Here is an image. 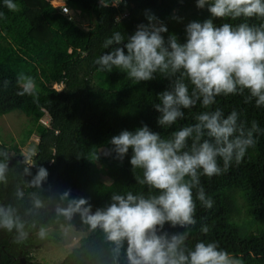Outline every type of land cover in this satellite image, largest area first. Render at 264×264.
<instances>
[{"label":"trees","instance_id":"obj_1","mask_svg":"<svg viewBox=\"0 0 264 264\" xmlns=\"http://www.w3.org/2000/svg\"><path fill=\"white\" fill-rule=\"evenodd\" d=\"M49 1L13 0L19 10L10 11L0 0V116L19 111L29 120L25 137L30 133L37 137L30 165L10 158L0 141V163L7 164L1 206L15 209L24 230L31 233L29 237L42 227L49 230L36 242H57L61 228L82 232L59 264H127L126 243L116 256L101 229L91 230L79 214L68 219L57 209L67 207L73 198H86L95 212L106 208L113 194L131 191L147 196V187L135 178V174H142L139 170L133 173L131 149L123 162L114 158L115 153L104 155L112 147L111 138L143 125L162 138H170L173 131L194 124L195 116L206 109L199 103L185 109L184 119L165 129L158 125L161 114L154 104L160 102L161 92L171 89L169 79L154 74V79L136 84L119 69L98 71L94 61L112 50L103 44L114 32H121L127 39L138 25L148 24L146 11L166 25L168 32L162 33L165 40L175 34L180 43L186 42L185 28L192 21L213 19L217 27L241 21L212 18L207 6L197 8L196 0H62L86 19L88 26L81 27L67 15H60ZM262 22L249 21L256 25ZM21 72L34 78L38 103L31 96L17 95L20 88L16 81ZM4 81L10 82L7 88ZM213 108L221 109L225 117L236 110L247 126L256 121L264 130V107L257 108L254 100L246 103L245 96H219ZM43 114L48 117L47 126L38 121ZM94 162L101 166L105 182L93 174ZM40 167L47 169L48 177L35 186L31 181ZM201 185L214 201L213 208L205 209L196 200L195 226L172 228L166 223L163 231L169 235L188 231L186 249L194 248L198 241L216 242L219 248L240 258L242 264H264V131L239 166L233 163L228 172L212 178L201 176ZM51 188L56 192L48 202ZM69 190L68 198L61 199ZM37 199L42 203L39 208L34 204ZM202 226L209 227L207 234L201 232ZM0 232V264H16L10 251L20 245L17 232L3 228ZM24 241L29 243L28 239ZM30 242L34 244L35 239Z\"/></svg>","mask_w":264,"mask_h":264},{"label":"clouds","instance_id":"obj_2","mask_svg":"<svg viewBox=\"0 0 264 264\" xmlns=\"http://www.w3.org/2000/svg\"><path fill=\"white\" fill-rule=\"evenodd\" d=\"M4 3L10 11L19 10L13 0ZM196 6H207L212 18L241 22L217 27L213 19L192 21L185 28L186 42L180 43L175 34L165 40L162 33L168 32L166 25L146 11L148 24L138 25L127 39L114 32L103 44L112 50L94 61L98 71L119 69L136 84L154 79V74L169 79L171 89L161 92L160 102L154 104L161 114L158 125L165 129L184 119L185 109L198 103L206 109L195 116L194 124L173 131L170 138H162L147 125L134 132L123 130L111 138L112 147L104 155L115 153L114 158L123 162L131 149L133 173L139 170L142 174H135V178L147 187V196L131 191L113 194L112 202L95 212L86 198H73L67 207L57 209L68 219L79 214L91 230L101 229L116 256L126 243L127 264H242L216 242L198 241L194 248L186 249L188 231L171 235L163 231L166 223L172 228L195 226L196 200L208 210L214 205L201 185V176L212 178L228 172L233 163L239 166L264 131L256 121L247 126L236 110L225 117L221 109L213 108L217 97L230 95L245 96L246 103L254 100L257 108L264 107V22L249 23L253 19L264 21V0H196ZM16 82L20 88L17 95L39 102L33 77L21 72ZM9 83L4 81L5 88ZM27 163H32L31 157ZM6 170L7 164L0 163V182L5 181ZM47 177V169L40 167L31 183L40 186ZM69 194L70 190L65 191L61 199ZM34 204L42 206L38 199ZM24 227L14 208L0 206V228L15 230L17 242H22L28 235ZM201 232L207 234L209 227L202 226ZM46 235L40 228L39 238Z\"/></svg>","mask_w":264,"mask_h":264},{"label":"rangeland","instance_id":"obj_3","mask_svg":"<svg viewBox=\"0 0 264 264\" xmlns=\"http://www.w3.org/2000/svg\"><path fill=\"white\" fill-rule=\"evenodd\" d=\"M50 3L57 5L63 3L68 8L67 16L79 26H88L86 19L79 15L76 11L72 10L70 6L62 0H51ZM182 18V17H181ZM94 82V80H93ZM56 90L60 86L52 85ZM42 125L47 126L48 117L43 114L39 120ZM29 127V120L19 111H11L7 114L0 116V141L4 143L7 154L10 158L19 160L27 165V158L32 157L35 151L37 137L35 134L30 133L25 137V130ZM93 174H96L103 182H105V175L101 172V166L93 163ZM2 182H0V206L2 204ZM56 188L50 189V198L48 202H52L55 195ZM46 233L49 231L45 229ZM28 235L29 243L26 241L20 242L17 249L10 251L14 255L16 264H59L62 258L70 251L72 247L77 244L78 239L83 235L80 231H75L71 227L61 228L59 232V240L57 242H36L39 240L38 232L33 233V237L29 230H25ZM1 234V232H0ZM35 239V243L30 242Z\"/></svg>","mask_w":264,"mask_h":264},{"label":"built area","instance_id":"obj_4","mask_svg":"<svg viewBox=\"0 0 264 264\" xmlns=\"http://www.w3.org/2000/svg\"><path fill=\"white\" fill-rule=\"evenodd\" d=\"M52 6L55 7L54 5H52ZM56 7H57L58 13L60 15H63V16L67 15L68 8L63 3L57 4Z\"/></svg>","mask_w":264,"mask_h":264},{"label":"bare ground","instance_id":"obj_5","mask_svg":"<svg viewBox=\"0 0 264 264\" xmlns=\"http://www.w3.org/2000/svg\"><path fill=\"white\" fill-rule=\"evenodd\" d=\"M49 2H51V0L49 1ZM51 5H54L53 3H50ZM57 4H59V3H57ZM55 7L54 8H56L57 9V7H56V5H54ZM58 10V9H57ZM66 16V15H65ZM55 85H57V84H55ZM57 86H60V85H57Z\"/></svg>","mask_w":264,"mask_h":264}]
</instances>
